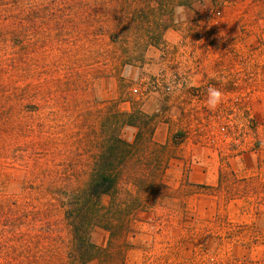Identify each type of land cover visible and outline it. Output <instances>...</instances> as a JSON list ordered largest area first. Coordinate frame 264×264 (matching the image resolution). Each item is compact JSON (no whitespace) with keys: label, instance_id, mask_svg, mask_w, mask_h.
<instances>
[{"label":"rangeland","instance_id":"rangeland-1","mask_svg":"<svg viewBox=\"0 0 264 264\" xmlns=\"http://www.w3.org/2000/svg\"><path fill=\"white\" fill-rule=\"evenodd\" d=\"M0 264H264V0H0Z\"/></svg>","mask_w":264,"mask_h":264},{"label":"clouds","instance_id":"clouds-1","mask_svg":"<svg viewBox=\"0 0 264 264\" xmlns=\"http://www.w3.org/2000/svg\"><path fill=\"white\" fill-rule=\"evenodd\" d=\"M223 100V93L215 88L210 87L208 89V101L207 104L211 109H215Z\"/></svg>","mask_w":264,"mask_h":264},{"label":"crops","instance_id":"crops-1","mask_svg":"<svg viewBox=\"0 0 264 264\" xmlns=\"http://www.w3.org/2000/svg\"><path fill=\"white\" fill-rule=\"evenodd\" d=\"M158 53H159V52H153V51L151 52V51H148L147 57H148V58H152V57L155 56V55L158 56ZM157 96H158L157 93H156V94H150V95H149V99H151V98H152L151 100H153V98L156 99ZM149 99H148V100H149ZM148 100H147V101H148ZM151 100H150V101H151ZM150 101H149V102H150Z\"/></svg>","mask_w":264,"mask_h":264}]
</instances>
